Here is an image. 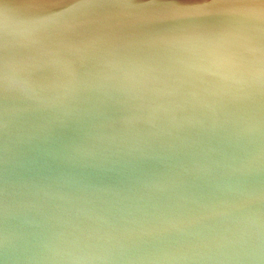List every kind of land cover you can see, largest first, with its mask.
Here are the masks:
<instances>
[{
    "label": "water",
    "instance_id": "obj_1",
    "mask_svg": "<svg viewBox=\"0 0 264 264\" xmlns=\"http://www.w3.org/2000/svg\"><path fill=\"white\" fill-rule=\"evenodd\" d=\"M69 9L0 0V264H264V0Z\"/></svg>",
    "mask_w": 264,
    "mask_h": 264
},
{
    "label": "snow or ice",
    "instance_id": "obj_2",
    "mask_svg": "<svg viewBox=\"0 0 264 264\" xmlns=\"http://www.w3.org/2000/svg\"><path fill=\"white\" fill-rule=\"evenodd\" d=\"M30 3L36 6L52 8L54 10H58L61 7H66L68 3H71L73 5V9H69V11H72L80 3V0H58L55 7L49 6L50 0H30Z\"/></svg>",
    "mask_w": 264,
    "mask_h": 264
}]
</instances>
